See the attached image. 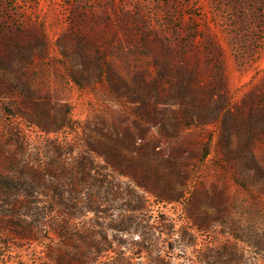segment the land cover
I'll use <instances>...</instances> for the list:
<instances>
[{
  "label": "rangeland",
  "instance_id": "1",
  "mask_svg": "<svg viewBox=\"0 0 264 264\" xmlns=\"http://www.w3.org/2000/svg\"><path fill=\"white\" fill-rule=\"evenodd\" d=\"M10 122L16 155L57 173L92 148L126 161L93 164L115 206L143 196L121 172L179 194L143 196L176 224L175 264H264V0H0V140ZM44 256L0 234V264Z\"/></svg>",
  "mask_w": 264,
  "mask_h": 264
},
{
  "label": "trees",
  "instance_id": "2",
  "mask_svg": "<svg viewBox=\"0 0 264 264\" xmlns=\"http://www.w3.org/2000/svg\"><path fill=\"white\" fill-rule=\"evenodd\" d=\"M20 117L46 133L69 127L66 116L57 120L45 113H24ZM5 132L8 138L0 140L1 236L44 247L41 264H175L176 224L166 217L157 220L143 196L174 202L179 194L159 191L157 182L142 172H121L143 196L124 208L115 206L110 197L117 193L112 188L94 190L98 184L109 186L111 180L93 174V164L95 158H103L107 165L126 167V161L109 150L92 148L79 163L87 169L82 175L57 173L50 163L16 155L14 146L23 150L25 145L21 128L10 122ZM135 140L131 137L125 148Z\"/></svg>",
  "mask_w": 264,
  "mask_h": 264
}]
</instances>
